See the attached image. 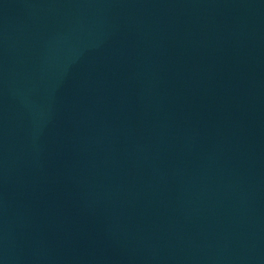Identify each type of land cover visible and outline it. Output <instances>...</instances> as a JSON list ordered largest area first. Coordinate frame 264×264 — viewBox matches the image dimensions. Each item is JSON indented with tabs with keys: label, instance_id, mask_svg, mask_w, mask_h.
Listing matches in <instances>:
<instances>
[{
	"label": "water",
	"instance_id": "95a60500",
	"mask_svg": "<svg viewBox=\"0 0 264 264\" xmlns=\"http://www.w3.org/2000/svg\"><path fill=\"white\" fill-rule=\"evenodd\" d=\"M0 264H264V0H0Z\"/></svg>",
	"mask_w": 264,
	"mask_h": 264
}]
</instances>
